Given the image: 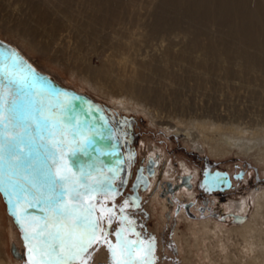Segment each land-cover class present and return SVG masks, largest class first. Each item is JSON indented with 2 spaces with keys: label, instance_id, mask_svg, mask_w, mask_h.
<instances>
[{
  "label": "rangeland",
  "instance_id": "rangeland-1",
  "mask_svg": "<svg viewBox=\"0 0 264 264\" xmlns=\"http://www.w3.org/2000/svg\"><path fill=\"white\" fill-rule=\"evenodd\" d=\"M94 1L0 0V41L15 47L58 84L98 103L117 134L136 135L130 149L136 151V158L117 183L118 193L107 199L100 196L97 200L98 207L103 202L116 214L111 226L104 225L108 241L115 245L116 232L123 227L122 238L135 242L136 250L131 253L134 264L141 261L147 264H264L262 209L257 217L260 229L249 238L248 245L227 233L252 219L256 213L254 200L264 191V163L252 156L263 146L264 138L248 141L250 134L257 130L259 136L264 135V66L245 73L238 67L242 63L238 49L246 47L250 56H257L258 49L232 35L228 30L232 26L222 25L203 14L214 9L213 0L205 4L200 0H181L177 7H162V0H123L121 20L109 25L91 22ZM250 2L264 5V0ZM35 5L41 11L51 7L55 13L52 20L40 23ZM159 8L169 25L152 32V14ZM53 24L59 27L51 36L49 29L55 27ZM22 28L28 29L45 50L32 49L27 42H22L18 37ZM194 38L198 48L228 46L231 57L209 58L212 66L202 68L194 58L202 55L196 49L185 62L178 60L177 52ZM263 39L260 33L258 40ZM124 57L125 63L118 64ZM134 60L152 64V70L144 71L146 79L135 85L141 93L137 98L120 93L116 86L120 79L130 81V76L137 71L131 64ZM225 63L230 64L232 73L226 74L222 69ZM109 66L106 82L113 85V90L107 89L105 94L97 87L84 84L77 75L82 67L105 73ZM192 121H196L195 128L187 127ZM185 127L192 134L202 129L207 137L217 138L223 150L214 156L201 140L192 143L185 139L178 131ZM237 139H242L251 149L240 151ZM152 153L162 162L151 186L150 176L155 168L148 160L153 158ZM203 160L211 172L229 175L232 185L229 190L208 195L198 188V179H202L200 171L205 169ZM181 163L186 165V170H182ZM129 172L131 177L127 175ZM135 175L136 181L139 175L144 176L148 185L136 186ZM235 175L240 178L233 179ZM125 201L128 207L122 214L119 209ZM8 221L12 223L13 241ZM202 222L209 226L204 229ZM212 224L219 228L213 230ZM93 248L96 250L89 264H110L106 247L94 245ZM23 254L19 232L0 196V261L26 264Z\"/></svg>",
  "mask_w": 264,
  "mask_h": 264
},
{
  "label": "snow or ice",
  "instance_id": "snow-or-ice-1",
  "mask_svg": "<svg viewBox=\"0 0 264 264\" xmlns=\"http://www.w3.org/2000/svg\"><path fill=\"white\" fill-rule=\"evenodd\" d=\"M20 64L14 53L0 62V194L20 226L26 264H89L94 245L106 247L110 264H134L135 242L122 238L123 227L115 245L108 241L104 225L111 226L116 214L103 202L98 207L107 191L79 160L109 153L68 115V102L60 100L67 94L50 88L30 66L20 71ZM127 207L125 201L119 211ZM28 209L42 215L30 216Z\"/></svg>",
  "mask_w": 264,
  "mask_h": 264
},
{
  "label": "bare ground",
  "instance_id": "bare-ground-1",
  "mask_svg": "<svg viewBox=\"0 0 264 264\" xmlns=\"http://www.w3.org/2000/svg\"><path fill=\"white\" fill-rule=\"evenodd\" d=\"M26 1H28V0H26ZM129 1L132 2V0H129ZM180 1L181 0H162L161 5H163L162 7H164V6L166 7L168 5H174V7L175 6L177 7L179 5ZM250 1L251 0H213V1H211V3H212V6H214V9L212 11H209V12L206 11L203 13L204 15L208 16V18L218 20V22L222 25L232 26L231 29H228L231 31L232 35L239 37L241 39L242 43H244L246 45L254 46L258 49L259 54H257V56L247 55L246 47L245 48L241 47L240 49H238V52H239L238 56H240L242 58V63L238 67L244 73L253 71V69L261 68L264 66V56L262 55V54H264V39L261 42L258 40V35L260 33L264 35V5L260 4L259 2H254V3L250 4L251 3ZM124 2H123V0H95L93 3L94 8L92 10L91 22L97 23V24H104V25L108 24L109 25V24L120 21L122 18L120 14L124 10V8H123ZM35 3H37V2H35ZM200 3L205 4V3H208V1L207 0H200ZM34 10L38 11V13L40 14V18L38 19L40 21V23L41 22L43 23L45 21H47V23H48V21L52 20L51 17L55 14L54 12H52L53 10L51 7H46L45 9H43L41 11L40 9L37 10V7L35 5ZM152 17H153V19H151L152 23L150 24V29H151L150 31H152V32H158V31L166 28V26L169 25L168 20H166L167 17L164 14V11L162 10V8H159L158 11H155L152 14ZM233 22H234V24H233ZM54 26L55 27H53L52 30L49 29V34H51V36H54V34L56 33L57 29H55V28L59 27L58 25H54ZM9 33L13 34V30H12V32H9ZM18 37H19V39L23 40V41L21 40L22 42H24V41L27 42L32 49H38L39 48L42 51L45 50V47H42L37 43V41L34 39V36L30 33V31L28 29L22 28V30L19 32ZM197 44L198 43L196 42V39L194 38L189 44H186L187 45L186 47L181 48L177 52L176 58L178 60L185 62L186 60L189 59V54L192 50L195 51L196 49H199L201 51L202 55L194 57L195 61L198 63L197 64L198 67H202V68L206 67L207 68V67L212 66L208 62L209 58H212V57L213 58H224V60H226V59L231 57V56H229V55H231L230 54L231 51L229 50L228 46L218 48V47H214L213 45H206V46H203L201 48H198L199 45H197ZM125 61H126L125 57L121 58L118 60V64L125 63ZM131 64H133L135 67H137V71L134 72L133 76H130V81L126 82V80L123 81L120 79V80H118L119 82L116 86H117V91H119L120 93H123L124 95H126L128 97L130 96L133 98H137V97H140L141 93H140V90H138L135 85L138 83L140 84V82H142L146 79L147 75L145 74L144 71L152 70V64L147 63V62H137V61H135V62L132 61ZM222 67H223L222 69H224L226 74L232 73L231 68H230L231 66L229 63L223 64ZM82 68L79 70V73L77 75H79V78L81 79V81L84 84H86L88 86L90 85V87H92V88L93 87L99 88V90L103 94H105L107 89L113 90V85L109 86L106 82V76L109 75L108 73H110V66L108 67V69L105 67L106 68L105 73L99 71L100 74L98 72L96 73V72L92 71L88 67H85V69H82ZM75 71H76V69H75ZM74 72H72V73H74ZM101 73H103L104 75H101ZM95 81H100V82L97 83ZM145 101H146V99H145ZM141 102H143V101H141ZM120 104H124V103L121 102ZM149 109H150V107H149ZM158 113H160V112H158ZM184 121H186V120H184ZM208 121H209V119H208ZM194 122H196V121H194ZM194 122L192 121V122L187 123V127L191 126V128H193V127L195 128V126L193 125ZM209 123H211V121H209ZM215 123H217V122H215ZM205 124H208V123H205ZM200 126L204 127L202 123L200 124ZM208 126H210V125H208ZM232 126H234V125H232ZM187 127H185L184 129L178 130L179 133L181 132L182 135H184L185 139H189L192 143H197L198 141L201 140L200 143H203V144H205V146H208L210 153H212L214 156H216L218 153H220L223 150V147L220 146L221 142L217 138L214 139L213 137L212 138L207 137V134H205L204 131H202V129L196 130L195 133L192 134L191 130H189ZM259 127H258V129H259ZM263 127H264V125H263ZM247 129H249V128H247ZM262 129L263 128H261V130ZM230 130H232V128ZM244 130H243V132H244ZM258 131L259 130H257V132L256 131L254 132V130H253L254 133L250 134L251 137L248 138V141H253V140H256L258 138H264V135H260V136L258 135L259 134ZM263 132H264V129H263ZM236 141H238L236 145H239L240 151L245 152L246 150L248 151V149H251V146L248 145L246 142H244L242 139H237ZM262 144H263L262 147H259L258 149H256L252 153V156L254 155V157H256L257 162H260V163H264V141ZM181 168H182V170L187 169L186 165L184 163H181ZM254 203L256 204V207H255L256 213L254 216H252V219L248 220V222H246L244 225L239 226V227H235L234 230L227 232L228 234L231 233L232 235H236V237L241 239L245 245L246 244L248 245V240L251 236H253V233L259 231V229H260L259 228L260 222L258 221L257 217H258V214L261 213L260 209H262L264 211V191H261V193L257 194V196L254 200ZM243 209H245V208H243ZM11 221H12V219H11ZM8 222H9V226H8L9 230L8 231H9L10 237L13 241L14 232L12 231L13 230L12 223L10 221H8ZM202 225H203V228L205 229L207 226H209V223H203L202 222ZM211 227H213V230H216L219 228L218 226H216V224L215 225L212 224ZM218 231L221 232V230H218ZM12 254L15 255V248L14 247L12 248ZM23 258H24V256H23ZM2 263H4V261L3 262L0 261V264H2Z\"/></svg>",
  "mask_w": 264,
  "mask_h": 264
},
{
  "label": "water",
  "instance_id": "water-1",
  "mask_svg": "<svg viewBox=\"0 0 264 264\" xmlns=\"http://www.w3.org/2000/svg\"><path fill=\"white\" fill-rule=\"evenodd\" d=\"M13 53L21 61L19 66L20 71L26 73L28 66H30L31 69L35 70L39 78H43L48 82L50 88L67 94L66 96H61L60 100L61 102H68V115L78 118L83 130L92 135L95 146L102 152L109 153V155H99L93 152L91 156L79 157V160L86 170L91 171V180L93 182H100L101 187L105 188L108 197L116 195L118 193L117 183L124 176L126 161L120 137H118L119 135L114 125H112L106 112H104L105 110L87 95L58 84L52 77L39 71L15 47L4 41H0V62L9 60ZM73 124H75V120H73ZM209 170L210 166L206 165L202 174V182L206 186L207 192L218 191L221 193L231 188L230 177L227 173L218 171L209 172ZM233 179H236V176H233ZM0 196L6 208L7 215L12 219L13 224L20 234L21 243L24 248L23 256L27 262L28 254L24 246L20 226L16 223L12 215L13 208L8 204L3 194H0ZM28 215L40 216L42 213L38 209H28Z\"/></svg>",
  "mask_w": 264,
  "mask_h": 264
},
{
  "label": "flooded vegetation",
  "instance_id": "flooded-vegetation-1",
  "mask_svg": "<svg viewBox=\"0 0 264 264\" xmlns=\"http://www.w3.org/2000/svg\"><path fill=\"white\" fill-rule=\"evenodd\" d=\"M118 135H119L118 137H120L122 148H123L122 150H123L124 156H125V161H126L125 162L126 163L125 171H126V169H129L131 167L132 161L135 160V158H136V151L135 150H130L131 148H133V143H134V140H136V135H133L132 137H130V136L129 137H125L122 133H119ZM151 155L153 156V158L149 159L148 161L151 162L153 167L155 168L154 171L151 173V176H150V182L151 183L150 182L149 183L152 186L153 180L157 179V173L159 172L160 164H161L162 161H159V159H157V160L155 159V153H152ZM128 160L130 161V165H128V163H129ZM206 165H208V164L206 163V161H204V167ZM157 166H158V168H157ZM203 171H204V169H203ZM203 171H200L201 172V176L203 174ZM209 172H210V170H209ZM240 174H242V172ZM127 175H130V177H131L130 172ZM136 176L137 175H135L136 186L140 187V186L143 185V187H144V186L148 185V181L144 178V176H142V175L140 176L139 175V177H137V181H136ZM239 178H240V175L236 176L235 180H238ZM198 181H199V183L197 184L198 188L200 190H202L203 193L208 194V195L212 194V193H216V192L208 193L206 191V189H207L206 186L203 185L204 183L202 182V179L199 178Z\"/></svg>",
  "mask_w": 264,
  "mask_h": 264
}]
</instances>
